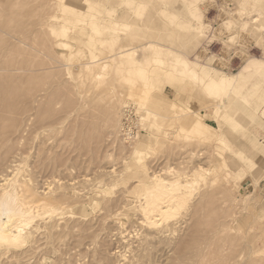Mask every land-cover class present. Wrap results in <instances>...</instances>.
I'll list each match as a JSON object with an SVG mask.
<instances>
[{
	"label": "rangeland",
	"instance_id": "374dc122",
	"mask_svg": "<svg viewBox=\"0 0 264 264\" xmlns=\"http://www.w3.org/2000/svg\"><path fill=\"white\" fill-rule=\"evenodd\" d=\"M3 1L0 34L18 42L17 64H36L26 71L46 107L20 144L22 115L19 125L11 112L12 129L8 113L21 99L0 108L11 119L0 126L17 130L0 132V155L12 149L0 172L22 179L21 200L42 205L21 243L0 242V264H195L198 248L210 249L205 259L221 250L222 264H264V0ZM5 17L34 32L15 40ZM126 118L137 138L123 136ZM154 174L182 194L161 218L140 209ZM207 195L215 202L193 216ZM210 213L217 225L200 226L212 232L204 241L194 229Z\"/></svg>",
	"mask_w": 264,
	"mask_h": 264
},
{
	"label": "bare ground",
	"instance_id": "6f19581e",
	"mask_svg": "<svg viewBox=\"0 0 264 264\" xmlns=\"http://www.w3.org/2000/svg\"><path fill=\"white\" fill-rule=\"evenodd\" d=\"M5 1V0H4ZM3 1V2H4ZM13 1V0H12ZM256 1V0H255ZM20 2V1H19ZM44 2V1H43ZM178 3L180 2V1H177ZM182 2H184V1H182ZM195 2V1H194ZM5 3H6V1H5ZM9 3V2H8ZM184 3H186V2H184ZM198 2H196V4H197ZM179 4H181V2L179 3ZM1 5V4H0ZM6 5H8V4H6ZM5 4L3 5V6H6ZM10 5V4H9ZM8 5V6H9ZM27 5V4H26ZM25 5V6H26ZM2 6V5H1ZM11 6V8L13 9V10H17V8H18V6L16 5V4H14V5H10ZM46 6H47V4H46ZM177 6V5H176ZM182 6H183V4H182ZM22 7V6H21ZM38 8V7H37ZM41 8V7H40ZM51 8H53V7H51ZM141 8V7H140ZM186 8V7H185ZM258 8V7H257ZM0 9H1V7H0ZM20 9V8H19ZM31 9V13L32 12H34L35 11V13H36V11L37 10H35L34 9V11H32V7L30 8ZM43 9V8H42ZM42 9H40V12H41V10ZM142 9H143V7H142ZM5 10V9H4ZM28 10V9H27ZM44 10V9H43ZM43 10H42V12H43ZM178 10V9H177ZM180 10H181V8H180ZM194 10V9H193ZM1 11V10H0ZM19 11V10H18ZM23 11V10H22ZM190 11H191V8H190ZM5 12V11H4ZM15 12V11H14ZM13 12V13H14ZM41 12V13H42ZM182 12V11H181ZM199 12V11H198ZM2 13V15H3V11L1 12ZM1 13H0V17L2 18V16H1ZM11 13H12V11H11ZM11 13H9V14H11ZM38 13V12H37ZM178 13H180V11L178 12ZM184 13V12H183ZM5 14H7V13H5ZM16 14V13H15ZM27 15H29L28 13H26ZM190 14V13H189ZM261 14V13H260ZM17 15V14H16ZM42 14H40V19L42 20V16H41ZM48 15V14H47ZM52 15V14H51ZM50 15V16H51ZM7 16H9V15H7ZM10 16H12V14L10 15ZM25 18H26V16L25 15H23ZM36 16H38V15H36ZM35 16V17H36ZM195 16V15H194ZM4 17V16H3ZM19 17V16H18ZM32 17V16H31ZM47 17V16H46ZM6 18V17H5ZM4 18V19H5ZM38 18V20H39V17H37ZM185 19H186V17H184ZM192 18V17H191ZM7 19V18H6ZM27 19H28V21H30L29 20V17H27L25 20L27 21ZM195 19V18H194ZM258 18L256 17V16H254V17H252L251 18V21L252 22H254V21H256ZM13 17H12V19H11V17H10V19L8 18L7 19V23L6 24H4V27L6 26V29L7 28H9V29H11V25H13L12 23H14L13 21ZM14 20L16 21V17L14 18ZM19 20V19H18ZM21 20V19H20ZM24 20V21H25ZM32 20V19H31ZM182 20V19H181ZM187 20V19H186ZM185 20V21H186ZM196 20V19H195ZM194 20V21H195ZM4 21V20H3ZM36 21V20H35ZM22 22V21H21ZM32 22V21H31ZM38 22H40V21H38ZM188 22V21H187ZM186 22V23H187ZM4 23H5V21H4ZM16 23H17V21H16ZM36 23V22H35ZM184 23V22H183ZM32 24V25H31ZM31 24H28V25H31L32 27H33V24L34 23H31ZM194 24V23H193ZM195 24H196V22H195ZM38 25V24H37ZM2 26V24H0V27ZM20 26H22L21 24H20ZM13 27L14 28H12V30L10 31V35H11V37H14V39L15 40H18L19 42H21L22 43V41L24 42L25 41V37H28L29 38V36L31 35V33H33L34 31H33V28H31L30 26H29V28H28V30L27 29H20V28H16L15 27V24L13 25ZM24 27V26H23ZM37 27V26H36ZM202 28V27H201ZM2 29H3V26H2ZM32 29V30H31ZM37 29V28H36ZM203 29V28H202ZM188 30V29H187ZM198 31V30H197ZM36 32V31H35ZM189 32V31H188ZM8 33V32H7ZM44 33V32H43ZM47 33V32H46ZM196 33V32H195ZM200 32H197V35L199 34ZM2 36V37H1ZM0 37L1 38H3V37H5L4 36V34L2 35V34H0ZM9 37V36H8ZM4 39V38H3ZM3 39H0V72H1V74H4V75H0V97H1V101H0V108H6V107H10L11 106V104H12V102H13V95L14 94H16L15 95V97L16 98H14V99H21V100H17V108L19 107V106H21L19 109H17L16 107L14 108V105L12 104V106L11 107H13V109L10 107V109H7L8 111L9 110H13V111H15V109H17V111L18 112H13L12 110L11 111H9L10 113H8V114H10L9 116H12V118L13 117H15L14 116V114H12V113H17L18 115H16V117H21L20 115H22V118H23V121H22V123H21V126H19L18 128V130H19V132H18V136L19 137H17V136H15V139H16V137H17V139H18V141H19V144L21 143V141H23L24 142V139H26V137H25V132L27 133L28 132V134L27 135H30V133H32V128H33V126L36 124V123H39V121H40V119H41V112H40V110L39 109H42V107L41 108H39L40 107V104L42 103V105H44L45 106V104H43V102L44 101H42L41 100V98H42V96H41V94L40 93H38V90L35 88V82H36V80L38 79V77H37V74H32V75H30L29 74V72L28 71H26V70H32V71H35V69H33L32 67L33 66H35L36 64L34 63V64H29V63H27V61L25 60V58H24V61H26V62H19L18 64H17V62H15L16 60L15 59H13V54H14V52H16L17 51V53L19 52L18 50H19V45H18V42H15V41H13V39L12 40H8V38L5 40H3ZM11 39V38H10ZM42 41H44V40H42ZM29 45V44H28ZM34 46V45H33ZM38 46V45H37ZM36 46V47H37ZM49 46V45H48ZM52 47H53V45L52 46H50V48L52 49ZM42 48V47H41ZM43 48H45V47H43ZM38 49V48H37ZM50 49V50H51ZM46 50V49H45ZM47 50H49V49H47ZM46 50V51H47ZM20 52H22V51H20ZM41 52V51H40ZM47 53V52H46ZM51 53V52H50ZM49 53V54H50ZM53 53V52H52ZM51 53V54H52ZM22 54V53H21ZM45 54V53H44ZM16 55H18V54H16ZM18 57V56H17ZM22 58V57H21ZM18 59V58H17ZM19 61H21V60H23V59H18ZM50 62V61H49ZM48 63V62H47ZM39 64V63H38ZM52 64V63H51ZM248 66H250L249 64H247ZM39 66H40V64H39ZM38 66V67H39ZM45 66V65H44ZM51 66V65H50ZM247 66V67H248ZM42 67V66H41ZM48 69H49V67H47ZM46 68V69H47ZM52 68V67H51ZM245 68H246V66H245ZM245 68H243L242 70H244ZM44 69V68H43ZM241 70V71H242ZM25 71V75L27 76V74L28 75H30V76H28V77H25V81H17V79H19L22 75L21 74H23L22 72H24ZM4 72V73H3ZM5 72H6V74H5ZM17 73V72H19V73H21V74H19V78H18V76H16L14 73ZM26 72H28L27 74H26ZM244 72V71H243ZM242 72V73H243ZM39 73V72H38ZM42 73V72H41ZM241 73V74H242ZM40 74V73H39ZM238 74V73H237ZM244 74V73H243ZM24 75V76H25ZM42 76V75H41ZM44 77V76H43ZM43 77L41 78V80H44L43 79ZM22 78V77H21ZM24 78V77H23ZM22 78V79H23ZM238 80V79H237ZM42 83V81L40 82V84ZM29 85V87H27L26 89L24 88V85ZM38 86V85H37ZM44 87V86H43ZM53 86H51V88L50 89H52V91H50L48 88L49 87H46V88H42V90H41V92L43 91V90H45V95L43 96V97H46V99H47V101H50L49 99L51 98L50 97V95L52 94L51 92H55L56 91V89L55 90H53V88H52ZM55 88V87H54ZM54 94V93H53ZM52 94V95H53ZM18 97V98H17ZM49 98V99H48ZM43 99V98H42ZM21 101V102H20ZM15 102V101H14ZM13 102V103H14ZM18 102H20V104L22 103V105H19V103ZM15 104V103H14ZM16 104H15V106H16ZM75 104V103H74ZM48 105V104H47ZM46 107V106H45ZM49 107V106H48ZM2 108V109H3ZM50 109L51 108H49V111H50ZM1 110V109H0ZM7 110H5L4 112L6 113L7 112ZM42 110H45V109H42ZM2 111V110H1ZM127 111V110H126ZM12 112V113H11ZM48 112V111H47ZM51 112V111H50ZM95 112V111H94ZM2 114H4L3 113V111L1 112ZM0 113V114H1ZM44 114L46 113V112H43ZM8 114L6 115V118H5V116H0V117H2V118H5V119H9V116H8ZM5 115V114H4ZM46 116V115H45ZM16 117L14 118V120L12 119V125H10V126H8L9 125V123H11V122H9L11 119H9V121H8V119H7V122H9L8 124H7V126L9 127V128H12V126L13 127H16L17 126V122H18V120H16ZM2 118H0V122H2V124L5 122V124L7 123L5 120H2ZM11 118V117H10ZM4 121V122H3ZM42 121V120H41ZM41 121H40V123H41ZM44 121V120H43ZM21 122V118H19V122H18V124ZM1 124V123H0ZM20 125V124H19ZM3 126H5V125H3ZM7 126H5L6 128H7ZM123 126H124V124H123ZM36 127V126H35ZM6 128H4V127H1L0 126V132L1 131H6L5 129ZM9 128H7V130H12V129H9ZM31 129V130H30ZM16 130V128L14 129V131L13 132H17V130ZM12 131H10V133L11 134H13L14 135V133H12ZM30 131V132H29ZM37 131V130H36ZM8 132V131H7ZM1 134H2V132H1ZM4 135V134H3ZM15 135H17L16 133H15ZM134 136L136 137V134H134V135H132L131 137H125L126 138V140L127 139H130V140H132L133 138H134ZM5 137V136H4ZM8 137H9V135L8 134H6V137L5 138H7L8 139ZM1 138H2V136H1ZM11 138V137H10ZM137 138V137H136ZM6 140V139H5ZM4 140V141H5ZM10 140V139H9ZM26 142V141H25ZM0 144H1V142H0ZM4 144V143H3ZM23 145V144H22ZM21 146V145H20ZM1 147H2V145H1ZM10 147V146H9ZM23 147V146H22ZM11 148V147H10ZM9 148V150H7L6 149V151L4 150V154H6L7 153V155H8V151H11L12 149H10ZM13 148V147H12ZM24 148V147H23ZM14 149V148H13ZM22 149V148H21ZM15 151V150H14ZM13 152V151H12ZM11 152V153H12ZM21 152H22V150H21ZM25 152V151H24ZM3 153L0 155V159H1V156L2 155H4ZM13 154V153H12ZM11 154V155H12ZM10 156V155H9ZM26 157V156H25ZM3 158H5L4 156L2 157V160H3ZM1 160V161H2ZM6 160V159H5ZM7 161H8V159H7ZM14 161V160H13ZM57 161V160H56ZM5 163H6V161H5ZM11 163V162H10ZM2 164V163H1ZM0 164V165H1ZM4 164V163H3ZM3 164H2V166H3ZM10 167H12V165L10 166ZM7 168L9 169V167L7 166ZM16 170V169H15ZM8 171L9 170H6V167H5V172H3V170L0 172V193H1V195H0V242H1V245H3V242H10L9 244H13V248L15 247L14 245H17L20 241H22L23 240V238H24V233H23V231L21 230L22 228V226L23 225H29L31 222H32V219L34 218V217H36L35 216V214H34V212L36 211V209L38 208V206H39V208H40V206H42V205H40V203L38 204V206H37V204L35 203V201H34V203H33V200H32V203H30V202H26V200L25 201H23V199L21 200L20 198V196H22L21 194H19V188H20V185H19V183H20V181L22 180L21 178H20V180H13V182H11V180L8 178ZM20 172V171H19ZM13 173H14V171H13ZM10 175V174H9ZM25 175V174H24ZM11 176V175H10ZM13 176V175H12ZM16 176V175H15ZM21 176V175H20ZM152 176V175H151ZM150 177V176H149ZM162 176H160V175H153L152 176V180L154 181V184L155 185H157V187H156V189H150L149 191H147L146 193H147V195L145 196V198H146V200H145V202L144 203H142L140 206H141V210L143 211V213L145 214V216L147 215H151V217H153L152 215L154 214V215H157L158 217L157 218H159L160 216L161 217H164V216H166L167 214H170V211L173 209V206H174V204H175V202H176V200L178 201V198H179V196H181L180 194H178V193H176V194H174V192H172V191H174V186L175 185H178V184H164L162 181H163V179L161 178ZM25 178V177H24ZM32 180V179H31ZM28 180H26V182H27ZM48 181V180H47ZM29 182V181H28ZM173 183V182H172ZM26 184V183H25ZM31 184V183H30ZM51 185V184H50ZM152 185V184H151ZM187 185V184H186ZM185 185V187H187ZM189 186H191V185H189ZM32 187V186H31ZM30 187V190L31 189H33V188H31ZM47 187H48V185H47ZM148 187V186H147ZM26 188H27V185H26ZM29 189V188H28ZM177 189V188H176ZM35 190V189H34ZM181 190H182V188H181ZM39 191H40V189H39ZM46 191V190H45ZM176 191V190H175ZM185 191V190H184ZM212 191V190H211ZM32 192H33V190H32ZM44 192V191H43ZM43 192H42V195H43ZM47 192V191H46ZM167 192H171L170 194L168 193L167 194ZM28 193V192H27ZM40 193V192H39ZM215 193V192H214ZM38 193H37V191H36V193H35V195H37ZM46 194L48 195V194H50L49 192H47V193H45V196H46ZM167 194V195H166ZM31 195V194H30ZM42 195H41V193H40V195H38L39 197H38V199L40 198V200L42 199V200H44L43 198H45V196H43L42 197ZM213 195V194H212ZM48 196H52L51 194L50 195H48ZM148 196H150V198H148ZM208 197H202V198H200V200L199 201H197L196 202V204L194 205V208L192 209V215L193 216H197V215H200V214H202V211L203 210H205V209H203L204 208V206H207V207H209V206H212V204L215 202V198H212L211 196H209V195H207ZM47 197V196H46ZM142 197V196H141ZM22 198H23V196H22ZM55 199H56V197H54ZM50 199V198H49ZM143 199H144V197H143ZM30 200V199H29ZM41 200V201H42ZM47 200V199H46ZM53 200V199H52ZM193 200V199H192ZM218 200V199H217ZM47 201H49V200H47ZM56 200H54V202H55ZM141 202L143 201V200H140ZM195 202V201H194ZM189 203V202H188ZM36 204V205H35ZM181 204V203H180ZM139 206V205H138ZM176 206V205H175ZM178 206H180V205H178ZM177 207V206H176ZM176 207H174V208H176ZM203 207V208H202ZM177 209V208H176ZM202 210V211H200V214L198 213L199 212V210ZM206 209H208L209 210V208H206ZM211 210V209H210ZM209 210V211H210ZM186 211V210H185ZM40 212V211H39ZM39 212H36L37 214L39 213ZM44 212V211H43ZM182 212V211H181ZM211 212V211H210ZM213 212H215L216 213V210L214 211L213 210ZM42 212H40L39 213V215L41 214ZM205 213H207V215H208V212H206L205 211ZM211 214V215H210ZM209 215L210 216H207V219H205V220H202L201 218H199L198 219V221H197V224H196V228L194 229V232H197V233H201L202 235L200 236L201 237V240H206V239H208V237H207V235H211V233L210 234H207L206 232H204V230H202V228H200V226L202 227V225L203 226H212L213 224H215L216 222H214V221H217L216 219H214V221L212 222L211 220H213V219H211V218H214L213 217V214L214 213H210ZM204 215V214H203ZM202 215H200V217H201ZM215 216V215H214ZM160 217V218H161ZM209 217V218H208ZM149 218H150V216H149ZM156 218V217H155ZM154 218V219H155ZM166 218V217H165ZM206 218V217H205ZM216 218V217H215ZM151 220V219H150ZM196 220V219H195ZM153 221H155V220H153V218H152V222ZM182 221V220H181ZM193 222V221H192ZM212 222V223H211ZM161 223V222H160ZM168 224H170V223H168ZM42 225V224H41ZM171 225V224H170ZM192 225V224H191ZM199 225V226H198ZM215 225H217V223L215 224ZM214 225V226H215ZM147 226V225H146ZM157 226H160V225H158L157 224ZM163 226V225H162ZM188 226V225H187ZM193 226V225H192ZM198 226V227H197ZM42 227V226H41ZM45 227V226H44ZM213 227V226H212ZM47 228V227H46ZM54 228V227H53ZM157 228V227H156ZM171 228V227H170ZM177 228V227H176ZM189 228V227H188ZM214 228H216V227H214ZM219 228V227H218ZM161 229V228H160ZM192 229H193V227H192ZM217 229V228H216ZM48 230V229H47ZM159 230V229H158ZM169 231V230H168ZM160 232V231H159ZM170 232V231H169ZM218 232H219V230H218ZM37 233V232H36ZM150 233V232H149ZM154 233V232H153ZM171 233V232H170ZM162 234H163V232H162ZM207 234V235H206ZM218 234V233H217ZM217 234H215L214 233V235H217ZM165 235V234H164ZM168 235V234H167ZM166 235V236H167ZM192 235V234H191ZM195 235V234H194ZM171 236V235H170ZM173 236V235H172ZM213 236V235H212ZM224 236V235H223ZM241 236V235H240ZM153 237V236H152ZM196 237V236H195ZM171 238V237H170ZM210 238V237H209ZM217 238L218 237H211V241L213 240V239H216L217 240ZM230 238V237H229ZM228 238V239H229ZM196 239H198V238H196ZM225 240H226V238H224ZM156 240V239H155ZM160 241V240H159ZM217 241H220L219 239L217 240ZM217 241H215V240H213V242H217ZM171 242V241H170ZM200 242H202V241H200ZM212 242V243H213ZM225 242V241H224ZM224 242H223V244H224ZM240 241H238V243H239ZM21 243V242H20ZM172 243V242H171ZM177 243V242H176ZM204 245H207V242H202ZM206 243V244H205ZM218 243V242H217ZM217 243H216V245H217ZM5 244V246L7 245L6 243H4ZM180 244V243H179ZM198 244V243H197ZM201 244V243H200ZM222 244V243H221ZM233 244H234V242H233ZM0 245V246H1ZM183 245V244H182ZM193 245V244H192ZM194 245H196V244H194ZM203 245V246H204ZM212 245V244H211ZM213 245H214V243H213ZM218 245H220V242H219V244ZM225 245V244H224ZM240 245V244H239ZM208 246V245H207ZM215 246V245H214ZM223 246V245H222ZM222 246H220V247H222ZM234 246V245H233ZM235 246H236V244H235ZM174 247V246H173ZM180 247V246H179ZM178 247V248H179ZM187 247V246H186ZM190 247V246H189ZM193 247V246H192ZM1 248H3V250H1ZM12 248V247H11ZM209 248V247H208ZM216 248H218V247H216ZM9 249V248H8ZM207 249V248H206ZM213 248H211V251H212V254L214 253L215 255H217L216 253H215V250L213 249ZM221 249V248H220ZM5 248H4V246H1L0 247V257H2L3 256V254H5L6 252H7V250H5ZM172 250V249H171ZM181 250V249H180ZM185 250V249H184ZM187 250V249H186ZM185 250V251H186ZM192 250H194V248H192ZM203 250H204V248H203ZM203 250L202 249H200V248H198L197 250H194L195 251V254L193 255V256H195L194 258V261L196 262L195 264H222L223 263V261H222V263L221 262H218V261H220L219 260V258H217V259H215L216 258V256L214 257L213 255H212V257H210L211 255H209L208 257H209V259H205V255L203 254ZM210 249H208V251H209ZM10 251V250H9ZM182 251V250H181ZM188 251V250H187ZM204 251H206V250H204ZM208 251H206V252H208ZM210 251V252H211ZM217 251V250H216ZM218 251H219V249H218ZM227 251V250H226ZM236 251V250H235ZM13 252V251H12ZM222 251L220 250V253H221ZM187 253V252H186ZM190 253V252H189ZM220 253L217 255V257L220 255ZM15 254H17V253H15ZM180 254V253H179ZM182 254V253H181ZM226 254V253H225ZM234 254V253H233ZM18 255V254H17ZM17 255H15V256H17ZM191 255V254H190ZM8 256V255H7ZM189 256V255H188ZM205 256V257H204ZM236 256V255H235ZM234 256V257H235ZM13 258H16V257H14V256H12ZM11 257V258H12ZM190 258H191V256H189ZM214 257V258H213ZM3 258V257H2ZM9 258V257H8ZM18 258V257H17ZM177 258V257H176ZM175 258V259H176ZM183 258V257H182ZM186 258H187V256H186ZM198 258V259H197ZM210 258H212V259H210ZM230 258V257H229ZM229 258H227V259H229ZM21 259V258H20ZM188 259V258H187ZM226 259V260H227ZM240 259V258H239ZM8 260H10V258L8 259ZM22 260V259H21ZM197 260V261H196ZM232 260V259H231ZM0 261H1V259H0ZM12 261V260H11ZM176 260H174V262H175ZM184 261V260H183ZM188 261V260H187ZM186 262V261H185ZM189 262V261H188ZM230 262V261H229ZM235 262V261H234ZM253 262V261H252ZM6 263V262H5ZM4 263V264H5ZM9 263H10V261H9ZM13 263V262H12ZM182 263H184V262H182ZM228 263V262H227ZM251 263V262H250ZM8 264V263H7ZM184 264H186V263H184Z\"/></svg>",
	"mask_w": 264,
	"mask_h": 264
},
{
	"label": "built area",
	"instance_id": "2783aa9c",
	"mask_svg": "<svg viewBox=\"0 0 264 264\" xmlns=\"http://www.w3.org/2000/svg\"><path fill=\"white\" fill-rule=\"evenodd\" d=\"M126 112H130L131 109L130 107H128V109H126ZM132 122L129 119H125L124 121V126H123V136L124 137H131L132 135H134L136 132H134V130H132V126H131Z\"/></svg>",
	"mask_w": 264,
	"mask_h": 264
}]
</instances>
